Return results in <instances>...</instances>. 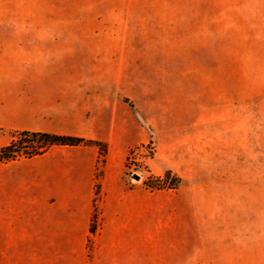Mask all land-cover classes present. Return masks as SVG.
<instances>
[{"label":"rangeland","instance_id":"374dc122","mask_svg":"<svg viewBox=\"0 0 264 264\" xmlns=\"http://www.w3.org/2000/svg\"><path fill=\"white\" fill-rule=\"evenodd\" d=\"M31 110L104 137L129 185H241L228 228L264 264V0H0L2 144Z\"/></svg>","mask_w":264,"mask_h":264},{"label":"crops","instance_id":"0c3cea01","mask_svg":"<svg viewBox=\"0 0 264 264\" xmlns=\"http://www.w3.org/2000/svg\"><path fill=\"white\" fill-rule=\"evenodd\" d=\"M27 113L32 121L21 130L105 139L85 133L81 123L42 127L46 113ZM47 115L51 122L78 117L59 108ZM5 145L0 140V149ZM55 148L0 165V264L256 263L255 236L228 228L229 210L244 203L241 185L219 180L182 181L160 190L129 185L125 172L110 169L109 155L97 178L102 159L97 148L72 147L83 153ZM213 173L209 176L216 177Z\"/></svg>","mask_w":264,"mask_h":264},{"label":"trees","instance_id":"16d2710c","mask_svg":"<svg viewBox=\"0 0 264 264\" xmlns=\"http://www.w3.org/2000/svg\"><path fill=\"white\" fill-rule=\"evenodd\" d=\"M0 131H2V128H0ZM77 146L97 147L102 159H105L108 153L107 144L99 140L47 131L17 130L12 134L10 142L0 149V165L19 159L44 155L53 147ZM155 181L158 189L177 187L182 182L179 177L172 178V172L170 171H167L163 177L155 178ZM151 183L150 180L144 182L148 187H151ZM94 218L93 215V230L95 229Z\"/></svg>","mask_w":264,"mask_h":264},{"label":"built area","instance_id":"2783aa9c","mask_svg":"<svg viewBox=\"0 0 264 264\" xmlns=\"http://www.w3.org/2000/svg\"><path fill=\"white\" fill-rule=\"evenodd\" d=\"M115 264H119V263H115Z\"/></svg>","mask_w":264,"mask_h":264}]
</instances>
